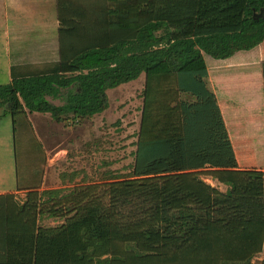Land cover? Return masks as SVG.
Returning <instances> with one entry per match:
<instances>
[{
	"label": "trees",
	"instance_id": "16d2710c",
	"mask_svg": "<svg viewBox=\"0 0 264 264\" xmlns=\"http://www.w3.org/2000/svg\"><path fill=\"white\" fill-rule=\"evenodd\" d=\"M56 8L59 61L12 73L0 105L12 117L79 122L109 108L108 91L144 75L133 172L63 197L31 190L22 205L0 196V264H251L264 248V171L238 169L205 55L226 60L261 45L264 0H56ZM262 76L264 90V62ZM45 214L64 222L41 227Z\"/></svg>",
	"mask_w": 264,
	"mask_h": 264
},
{
	"label": "rangeland",
	"instance_id": "374dc122",
	"mask_svg": "<svg viewBox=\"0 0 264 264\" xmlns=\"http://www.w3.org/2000/svg\"><path fill=\"white\" fill-rule=\"evenodd\" d=\"M261 45L263 48L240 51L226 60L206 55L208 87L226 119L241 170L264 171V42ZM0 61L2 66V48ZM9 78L7 69L0 67V85H6ZM144 88L142 75L108 91L110 105L102 114L63 124L54 121L49 113L12 117L11 106L0 105V178L9 176L15 183L17 175L19 184L27 190L37 188L42 176L47 175V186L62 190L58 196L63 197L75 188L130 177L139 139ZM181 98L191 100L186 95ZM48 99L55 105L63 104L61 99ZM200 177L223 193L228 190V186L206 172ZM63 222L45 214L39 224L50 228ZM251 264H264V252Z\"/></svg>",
	"mask_w": 264,
	"mask_h": 264
},
{
	"label": "crops",
	"instance_id": "0c3cea01",
	"mask_svg": "<svg viewBox=\"0 0 264 264\" xmlns=\"http://www.w3.org/2000/svg\"><path fill=\"white\" fill-rule=\"evenodd\" d=\"M59 28L56 0H0V48L4 54V64L0 67L6 68L10 76L7 84L13 79L12 73L15 76L40 74L59 61ZM8 177L0 178V196L13 195L20 205L31 190L42 193L56 188L47 186V175L42 176L37 188L27 190L19 184L17 175L15 183Z\"/></svg>",
	"mask_w": 264,
	"mask_h": 264
}]
</instances>
